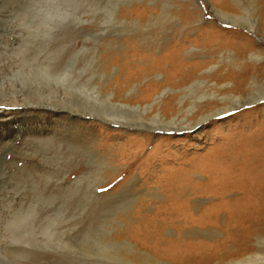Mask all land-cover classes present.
<instances>
[{
  "label": "bare ground",
  "instance_id": "bare-ground-1",
  "mask_svg": "<svg viewBox=\"0 0 264 264\" xmlns=\"http://www.w3.org/2000/svg\"><path fill=\"white\" fill-rule=\"evenodd\" d=\"M46 1L30 2L29 10L23 12L25 28L17 32L19 38L11 46L7 44L11 56L6 57L8 61L0 57V176L6 182L0 187V195L7 196L8 202L7 210L0 213V264H213V258L204 253L213 245L180 238V233L192 230L196 224L202 227L209 223L210 231H215L214 226H223L227 236L235 239L258 235L263 219L252 218L254 212L250 209L258 203H250V198L264 200L260 193L264 190V119L259 117L264 111L251 120L245 121L242 116L264 100V0H247L259 13L247 22L237 12V8L245 10L246 0H216L217 4L204 0L218 20L247 29L261 39L256 42L243 33H228L226 38L213 24H197L202 11L187 8L190 0L180 2L175 11L153 0L156 3L151 9L139 6L136 17L122 15L117 25L97 19L88 22L76 7L69 11L62 1ZM67 6L73 8L72 4ZM133 10L125 8L127 16ZM73 15L76 24L57 20ZM167 20L183 35L180 48L188 42L197 43L200 49L189 55L202 54L205 58L189 65L175 62L187 67L181 70L180 65H174L172 72H183L177 84L185 83L184 87L168 94L164 102L162 92L144 105L133 94H123L130 87L131 77L120 76L131 68L128 57L141 60L130 71L136 77L160 69L165 60L175 61L172 54L178 56L176 38L163 39L168 32ZM191 25L197 34L189 38L186 33ZM129 30V39H120ZM147 30L158 31L162 37L161 42L147 45L149 50L163 48L162 56L149 59L151 52L134 46L143 43H139V37L145 39ZM121 41L133 44V49L127 52L126 46L122 55L118 49L112 54ZM113 63L119 65L115 75L111 74ZM201 67L209 70L187 84ZM111 81L116 83L114 89ZM177 98L178 106L171 107L170 102ZM235 110L242 116L234 125L245 126L236 144L238 153L211 155L217 147L214 144L198 162L159 172L150 191L159 195L156 186L162 183L166 198L142 196L143 183L140 177L132 176L135 166L111 190L99 193L101 184L119 170L114 163L118 151L122 157L126 151L128 155L135 153V157L138 150L133 147L141 146L151 135L157 136L158 131H201L216 117H234ZM232 120L228 126L233 127ZM109 126L114 128L105 129ZM127 130H136L143 136L127 134ZM120 133L126 138L116 143L117 148L111 147V139ZM163 141L160 139L157 146ZM170 152L160 154L156 148L135 171L142 176L145 171L155 174L156 167L169 160L179 159L178 163L185 165L184 154L179 158V153ZM87 160L92 164L87 162L85 174L74 180L67 177L78 173L81 167L75 165ZM194 171L204 173L207 181L194 180ZM230 189L241 192L243 197L224 200ZM204 192L220 195V200L197 205L198 195ZM151 205L155 210L143 212ZM192 206H201V212L193 216ZM81 209L84 214L78 226L66 220ZM224 214L229 221L220 223ZM167 228L176 230L174 238H165ZM250 241L230 243L229 248H233H225L221 264H264V234L255 237L251 245ZM243 249L251 250L236 255Z\"/></svg>",
  "mask_w": 264,
  "mask_h": 264
},
{
  "label": "rangeland",
  "instance_id": "rangeland-1",
  "mask_svg": "<svg viewBox=\"0 0 264 264\" xmlns=\"http://www.w3.org/2000/svg\"><path fill=\"white\" fill-rule=\"evenodd\" d=\"M51 1L52 0H47L46 2L47 3L49 2V4H50V3H53V2L58 1V0H54L52 2ZM59 1L63 2L65 7L67 8V10L77 8L79 11L84 12L85 14L83 13L82 17L85 20H88V22L92 21L94 19H97L98 21L101 20L102 22H105V24H107V25H110V24L117 25V24H121L120 21H118L117 23H116V21L122 15H123V17H136V11L135 10L137 8H139V6H146L147 8L151 9L157 0L156 1L151 0L152 2L150 0H142V1L141 0H116V1L115 0L114 1L113 0H69V1L68 0H59ZM88 1H90V2H88ZM159 1H161L162 4L165 5L166 7H169L170 9L172 8V10L174 8L173 11H175L178 8H180V6H179V4H181L180 2L185 1V0H159ZM190 1H191V4L187 3V8L190 9V8L196 7V8H198V10L201 9V11H202L200 14V17H199V21H196V23L202 25V27L205 26V24H207V23L213 24V25L217 26V28L219 30H221V32L223 31L221 33V34H223V37L227 38L228 33H230V34H232V33H235V34L243 33L246 37L248 36V38L252 39L254 42L261 41V39L256 37L255 34L249 32L247 29H244L243 27H240L238 25H231L229 23H225V22H222L221 20H218V18H216L210 12V10L208 9V6L204 0H190ZM30 2L36 3V0H0V57H4L6 61H8L6 59V57L11 56V52L9 50H7L9 48L8 45H10L14 41H16V39L19 38L18 33L20 34V30L22 28L23 29L25 28L23 21L26 18H25V16H23L24 15L23 12L26 10H29ZM135 2H136V4H135ZM141 2L143 5L141 4ZM217 2L218 1L214 0L215 4H217ZM246 2H245L246 8H245V10H243V12L236 7L237 12L239 14H241L242 18H244L243 19L244 22H247L252 16L258 17V15H259V13L257 11H255L253 3L249 2L247 0H246ZM66 3H67V5L72 4L73 8L70 6H67ZM247 5H249V7ZM125 8L126 9L128 8V10H129V8L130 9L133 8L134 10L130 11L129 12L130 15L128 14V16H127ZM249 8H252V10ZM121 9L123 11H121ZM69 11H71V10H69ZM110 12H111V14H109ZM118 13L120 16L117 15ZM242 13H244V14L242 15ZM113 15H115V16H113ZM148 15L150 17V11H149ZM116 16H118V17H116ZM69 17L68 16L66 18L63 17L62 20H61V18H58L57 20L59 21V23L62 22L61 24H76L77 23V20L75 19V15L69 16ZM102 17H104V18H102ZM15 21H16V23H15ZM88 22H85V24ZM165 23H166L165 27L168 28V32L163 39H166L169 41L172 38H176L177 43H178V56H175L174 54H172L173 59L175 61H173V63H172L171 61L168 62V60H165L162 63V66H161L162 69L161 68L155 69L149 75H142L140 77H136V74H133V72H130V71L133 70L136 65L141 64L139 62L141 60L138 58L131 60L128 57L129 67H131V68H130V70L122 71V73H121L122 75L120 76V78H122V76H124V74L125 75L127 74L128 77H131L130 78L131 80L129 81V83H131L130 87H128L123 92V94L125 96H129V95L133 94L135 96V99H137L140 103H142L144 105L148 104V103H152L154 101L155 96H157V94L161 95L162 92H165V95L163 96V99H162L164 102V101L168 100L167 99L168 94L175 92V91L179 90L180 88L184 87L185 83L183 85L177 84V81L183 77V75L181 76V74L183 72L178 73V74L175 72L172 73L174 71V65H176L175 62L178 61L184 65H189L192 63L193 60H202L205 58V56L202 54L189 55L191 52H195V51H198L200 49V47L198 46L199 44H197V43L188 42L186 44V47L182 46L180 48V44L183 42V35L178 31L179 27L172 29L174 24L171 23V21H169V20L165 21ZM59 26H61V25H59ZM191 26L188 27L187 33H186V36H188L189 38H192L197 34V31L195 30L194 25H191ZM131 32H132L131 30L123 32V34L120 35V39H123V38L127 39V37L129 39V35L131 34ZM147 32L148 33L145 36V39L142 37H139V43L141 44L143 42L144 44L142 43L141 45H137L135 43L134 46H136L138 49L142 48L145 52H151L149 59L152 58V56H162L164 54V51H165L163 48L159 49L158 47H155L153 50H149V48L147 46L148 44L161 42L163 40L162 37L159 35L158 31L155 32V31H151V30L148 31L147 30ZM105 36L108 37L107 35H105ZM200 37L203 38L204 36H200ZM132 45L130 43H127V45H126V43L124 41H121L120 46L115 47L112 51V54L118 49L117 50L119 52L118 54L122 55L121 50H123L126 46H127L126 47L127 49H125V50L127 52H130V50L133 49ZM168 54H171V53L169 52ZM149 59H148V61H149ZM182 64L176 65V68L179 65H180L181 70L182 69L184 70L185 68H187L186 66H183V68H182ZM110 68H111V72H112L111 74L115 75L118 73L117 71H118L119 65L117 63H113ZM207 70H209V69L208 68L206 69V67H201L199 69V71L196 73V75L194 74V76L189 79L190 81H188L187 84L189 82H191L192 79H194V77L196 78L197 76L202 75V73L207 72ZM224 71H225V69L222 70V72H224ZM115 86H116L115 81H111V88L114 89ZM141 87H142L141 90L135 91V92L133 91L134 88L136 89V88H141ZM129 88H131V89H129ZM169 105H171V107H172V105L178 106V98L175 99L174 101L170 102ZM254 106H256V107L254 109H252L251 112H248L247 115L242 116V115H240L241 113H239L238 111L235 110L236 115H234V117H229V115L226 117L225 116L216 117L213 119L212 122H207L201 131L190 130L189 132H186V133H184V132H172V133H170L169 131H165V130L158 131L157 136L151 135L146 140V142L144 144H142L141 146L133 147V149L134 148L137 149L138 153H139V155L137 153L136 154L137 156H135V157H134L135 153H132L131 155L126 154L128 151L123 153L124 155L122 157V154L120 155L119 151H118V154L116 156H114V159L115 158H118V159H116L117 162L115 160L114 163H115V165L118 164L120 166L119 170L111 176L112 179L109 178L108 180L103 182V184H101L103 186L98 188L99 193L100 194L107 193L109 190H111L117 182L122 181L123 177H125L126 173H128L129 168H130V170H132V171L134 169L132 176L133 177H140V179H141L140 183L141 184L143 183L141 186L142 187L141 193H143L142 196L144 198L145 197L151 198V199L152 198H155V199L166 198L167 192L164 190V188H163L164 186L160 187V185L162 183L161 184L159 183L158 187L156 186V188H157L156 191H157V193H159V195L155 196L154 191H152V190L150 191V187H152V186L155 187V184L152 183V180H154L156 178L155 175L160 174L159 172H162L161 174H163L164 172H169L171 170V168H176L179 166L188 167L189 163L198 162L199 159L203 156V153H204V155L208 154L209 153L208 148L214 146V144H216L217 147H216V150L213 153H211V155L222 157L221 155L227 156L229 154H237L238 151L236 148L237 147L236 144L237 145L239 144V142L241 140V134L243 133V135H244L245 129H243V128L245 126L241 127V128H239V127L237 128L236 125H234V123L237 121V119L240 116H242L243 120L246 121V120H251L252 118L254 119V117L257 113L261 114V112L264 111V100L261 101L258 105L255 104ZM173 113H177V111H174ZM259 117L261 120L264 119V115L259 116ZM230 118H234V120H232L233 121V123H232L233 127L231 125L230 126L227 125L228 124L227 122L230 120ZM254 125H256V124H254ZM235 127H236V129H235ZM250 127H252V125H249V128ZM109 128L105 127V129H107V130H112L114 127L112 128L109 126ZM146 129L147 128L145 127V130ZM127 132H129L127 134H131V135H137L139 133L136 130H127ZM139 134L138 135L140 137L143 136L142 133H139ZM117 137H115L114 139H111V142H113L111 147H113V148H117L118 144L120 142H123V140L126 138V135L124 133H120V134H118ZM163 138L165 139V141H163L161 145L157 146V144L160 142V139H163ZM237 141H239V142H237ZM116 143H118L117 146H115ZM156 148L160 154H168V152L171 151L170 153H176V155L179 153L178 154L179 158H181L184 154L183 159L185 158V160H187V162L185 163V165L184 164L182 165V164L178 163L179 159L176 160L177 162L176 161L173 162V161L169 160L170 163L167 162L162 167L158 165L156 167L155 174L154 173L152 174V171H149V172L145 171L146 173L143 172V176H142L139 173V171L138 172H136V171L140 170V166L143 165V161H145L147 159V156L149 154H151V152H153ZM172 150H173V152H172ZM227 150L231 153H229ZM205 152H207V153H205ZM76 154H79V153L76 151ZM136 157H138V158H136ZM122 158H124V159H122ZM126 158H127V160H126ZM242 158H243V156H242ZM129 159H131V161ZM133 159H134V161H133ZM237 159H238V161H240L241 156H239ZM121 161H122V163H119ZM87 162H89V164H92L88 160L85 161L84 163L76 164L75 167H77V166L81 167L80 171L78 173H72L67 177L70 178L71 180H74L77 178V176H81V175L85 174L87 169H88L87 167H89ZM155 163H158V162H155ZM127 164L128 165L131 164V165L128 166ZM237 164L239 165V163H237ZM134 166H135V168H133ZM160 169H161V171H160ZM113 171H115V170L113 169L110 172H113ZM151 174L153 176H151ZM105 175H108V173ZM1 176H0V187H4L5 186L4 183H6V182L4 181V179ZM143 177H145V178H143ZM105 179H107V177ZM193 179L197 180L199 182L200 181L205 182V181H207V176L204 173H199L198 171H194L193 172ZM161 182H163V179H161ZM144 183H145V185H144ZM146 187H147V190L145 189ZM160 189H162V190H160ZM260 193H262L263 198H264V190H262ZM223 197H224V200H226V201H235V200L237 201L238 199H241L243 197V195L241 192L237 191L236 189H230L224 194ZM6 200H7V196L3 197L2 195H0V213L5 212L7 210L8 202H6ZM218 200H220V195H213L210 192H206V193L204 192L203 195H198V200H196V203H197V205L201 204L202 206H206L207 204H209L211 202L218 201ZM250 200H252V202H250V203H254V202L258 203V206H256L257 208L256 207L253 208L254 206H252V208L250 209L251 211L254 212V214L252 215V218L263 219V222L260 224L261 228L259 229L260 233L258 235H252L249 237H240L241 239L240 238L235 239V237L233 235L227 236L228 231H226L225 227H223V226H214L213 228H215L214 229L215 231H210V230H212L211 229L212 226L209 227L211 224L208 223L205 226L199 227L195 223L196 225L191 228L192 230H187V231L181 232L179 237L186 239V240L189 239V241L203 240V241H205V243L207 245L208 244L213 245V247L208 248V250H206V248H207L206 247L204 253L206 256L208 255V256L213 258V261H212L213 264L214 263L221 264V260H220L221 255L224 253L225 248L227 250L233 248V247L229 248V246H231L230 243L235 244L236 243L235 241H237V240H249L250 239L252 241V240H255V237H259L261 234H264V200L262 199V197H261V200L258 199L257 197L255 199H254V197H252V199L250 198ZM192 207L193 208H191V210H192L191 212H192L193 216H196V213L198 214L201 212V208H202L201 206L200 207L192 206ZM153 210H155L154 205H151L149 208H146V207L143 208V212H151ZM83 214H84V210L81 209L77 212V215H76L77 217L75 216V217L71 218V216H69L66 220L71 222V224H73V225L76 224V226H78V224L80 222V218H81L80 216H82ZM71 215H73V214L71 213ZM220 217H221V219L219 221L220 223H225V222L229 221V219L227 218L228 217L227 214L221 215ZM60 218H58V219H60ZM238 225H240V224H238ZM245 228L246 227H244V229ZM200 229H202L203 231H200ZM163 235L165 236V238H168V237L170 238V237L176 236V230L174 228H172V229L167 228L164 230ZM224 240L226 242H224ZM251 241L249 243L250 245L252 244ZM250 250L251 249H249V250L243 249V250L237 251L236 255H242L245 252L246 253L250 252ZM224 255L229 256L230 254L225 253ZM162 257H165V255H163Z\"/></svg>",
  "mask_w": 264,
  "mask_h": 264
}]
</instances>
